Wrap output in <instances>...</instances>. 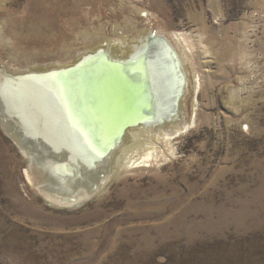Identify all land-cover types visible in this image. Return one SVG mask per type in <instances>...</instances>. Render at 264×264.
I'll return each mask as SVG.
<instances>
[{"label": "rangeland", "instance_id": "rangeland-1", "mask_svg": "<svg viewBox=\"0 0 264 264\" xmlns=\"http://www.w3.org/2000/svg\"><path fill=\"white\" fill-rule=\"evenodd\" d=\"M147 32L180 56L185 117L129 131L79 203L0 122V264H264V0H0V75Z\"/></svg>", "mask_w": 264, "mask_h": 264}, {"label": "bare ground", "instance_id": "bare-ground-1", "mask_svg": "<svg viewBox=\"0 0 264 264\" xmlns=\"http://www.w3.org/2000/svg\"><path fill=\"white\" fill-rule=\"evenodd\" d=\"M145 34L148 35H145L146 40L143 39V33L139 36L143 40L140 43L138 39L129 42L131 46L125 48L127 51L124 48V51H120V54H124L122 57L109 51L111 44L108 42V47L98 46L97 50L86 53L85 58L81 57L66 66L61 63L35 65L30 67L31 72L26 68L29 72H4L0 75V122L25 150L33 165L40 167L43 176L48 178L44 181L48 183V191L61 195L59 190L66 189L68 192L65 190V197L68 196L71 203H79L83 199L82 196L78 197L82 187L92 184L91 188H86V192L93 195L106 182L110 172L107 163L112 152L121 144L117 143L120 136L118 139L117 137L125 124L123 119L117 120L108 135L103 122L105 112L102 108L107 100V87L117 76L124 77L126 74L153 84L155 101L153 108L147 111L148 115L155 111L156 117H161L170 112L176 97L180 92L182 94L177 116L171 121L139 125L129 129L127 133L157 126H162L160 128L164 130L167 129L166 126H175V123L183 119L182 111L185 106L182 99L185 98L186 87H181L182 78L178 75L176 62L164 42L157 44L150 62L144 61L142 55H137L141 43H146L150 35L154 36L153 33ZM121 44L124 42L121 41ZM103 50L116 56V60H132L126 64L108 63L101 54ZM94 54L96 55L91 57ZM33 72L39 75H29ZM97 82L100 83L99 87L95 86ZM127 85L131 86L132 83ZM114 144L117 147L107 153L108 148Z\"/></svg>", "mask_w": 264, "mask_h": 264}, {"label": "water", "instance_id": "water-1", "mask_svg": "<svg viewBox=\"0 0 264 264\" xmlns=\"http://www.w3.org/2000/svg\"><path fill=\"white\" fill-rule=\"evenodd\" d=\"M162 42H164V44L169 48L173 60L176 62L178 75L180 76V78H182L181 87L183 86L185 88L187 86V79L185 73L183 72L180 56L173 44L164 35H150L148 37V41L146 43H141V45L138 47L139 52L137 55H142V59L144 61L150 62L155 55L154 50L157 48V44ZM101 54L104 60L108 63L126 64L132 60L130 59L127 62H122L124 60H119V58L118 60H116V56H112L105 50H103ZM95 55L96 54L92 55L91 57ZM135 58L136 57H133V59ZM33 74L39 75V73L36 72L30 73L29 75ZM103 75L100 77V81L102 80ZM124 77L123 75H119L117 76V78L110 82L107 87V100L103 105L104 109L102 108V111L105 112V115L103 116V122L105 124V131H107L108 135H110V132L112 131L117 120L123 119L125 121V124L118 132L119 134L117 139L119 138V136L120 138L118 139L119 141H117V143L122 142L125 134L131 128L137 127L139 125H154L162 124L166 121H171L173 118H175V115L177 116L179 101L182 97V94L180 92L176 97L177 100H175V102L173 103L174 106L172 110L170 112H167L166 114H162L161 117H156L154 109V113L148 115L147 111L153 108V101H155L154 92L152 89L153 84L151 82L148 83L141 78H131L126 74H124ZM83 78H86V76L83 75ZM99 82L95 84L96 87L100 86ZM130 82L132 83V85H127V83ZM116 145L117 144H114L113 146L108 148L109 150L107 151V153L115 149L117 147Z\"/></svg>", "mask_w": 264, "mask_h": 264}]
</instances>
